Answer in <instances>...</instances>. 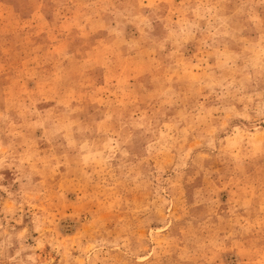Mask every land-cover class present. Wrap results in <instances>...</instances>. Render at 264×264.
I'll use <instances>...</instances> for the list:
<instances>
[{"label":"rangeland","instance_id":"rangeland-1","mask_svg":"<svg viewBox=\"0 0 264 264\" xmlns=\"http://www.w3.org/2000/svg\"><path fill=\"white\" fill-rule=\"evenodd\" d=\"M0 264H264V0H0Z\"/></svg>","mask_w":264,"mask_h":264}]
</instances>
